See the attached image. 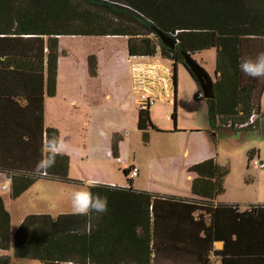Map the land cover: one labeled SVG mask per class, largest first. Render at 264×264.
Wrapping results in <instances>:
<instances>
[{
  "label": "trees",
  "instance_id": "16d2710c",
  "mask_svg": "<svg viewBox=\"0 0 264 264\" xmlns=\"http://www.w3.org/2000/svg\"><path fill=\"white\" fill-rule=\"evenodd\" d=\"M157 30L175 39L173 49L162 44ZM70 35L125 36L130 56L155 55L157 42L152 37L157 38L162 57L172 60L174 90L177 63L196 80L184 55L192 57L196 51L214 48L213 96L205 98L212 139L216 120L233 130L257 126L264 79L244 76L239 63L264 52V0H0V172L10 179L12 198L40 178L81 182L68 176L66 154L58 156L43 174L33 172L45 141L59 138L58 129L44 126V98L56 93L59 37ZM171 117L175 122V104ZM136 125L145 141L150 129L160 131L151 120L149 106L138 109ZM119 139V134H113L114 156ZM255 154V149L247 152L248 162ZM187 171L193 175L192 199L99 184L92 191L107 197L105 214H93L91 219L72 212L27 214L14 234L13 257H30L44 264H157V256L152 255L157 251L150 243L157 203H161L162 216L174 219L173 232L166 237L174 247L183 245L184 232L177 221L192 212L200 218L199 212L206 211L224 192L229 168L208 157L191 164ZM128 172L123 169L126 176ZM128 182L131 184L130 179ZM261 208L264 205L242 212L250 214ZM10 220L0 196V250L10 248ZM136 227L141 232H135ZM136 236L141 241V255H121L127 251L117 248L133 247ZM178 252L176 249L175 254ZM167 254L161 259H170L168 264H183L182 255L170 257L169 250ZM12 262L10 255L0 254V264Z\"/></svg>",
  "mask_w": 264,
  "mask_h": 264
},
{
  "label": "rangeland",
  "instance_id": "374dc122",
  "mask_svg": "<svg viewBox=\"0 0 264 264\" xmlns=\"http://www.w3.org/2000/svg\"><path fill=\"white\" fill-rule=\"evenodd\" d=\"M97 12L105 14L103 10H97ZM152 38L157 42V52L151 59L158 60L172 69V60L162 57L158 39ZM125 39V36L112 35L59 37L61 54L58 66L63 80L62 85L65 87L69 84L70 81L66 82V79H70L73 75L76 88L91 91L93 94L96 92L95 95L99 97L94 102L89 101V105L96 110L88 125L90 140L82 134L81 126L76 130L78 134L69 130L70 119L66 117L64 108L56 109L62 105L60 104L61 95L57 98H46V124L55 127L59 125L57 128L61 132V139L68 144V147L86 150L94 158L100 157L102 165L111 171V176L115 177L114 181L125 179L122 170L125 165L129 167L136 164L140 171L139 177L135 176L134 180L147 178L149 181L151 174L154 178L152 186L155 188L148 186L147 189H157L159 193L186 197L183 193H187V196L191 195L188 187L190 176L185 168L186 163L190 159L210 155L214 156L220 165L229 168L224 181L225 190L219 197L237 200L241 207L246 206L244 202H264V167L254 166L248 162L247 157V152L255 149V156L264 160V89L260 98L262 114L258 117L257 126L233 130L220 125L216 120V134L214 140H211L213 128L207 118L208 103L204 97L200 99L194 97L195 93L202 92V89L184 65L177 63L175 97H173L172 86H169L168 81H163V84L166 83L164 86H167V90L163 96L154 97V103L150 107L153 123L160 131L150 129L148 139L145 141L142 132L131 121L130 112L124 114L115 109V96L107 101L100 96L103 91L102 86H106L112 95L120 92L125 84L122 76L126 72V60H138L128 59ZM192 58L214 78V48L196 51L192 54ZM89 64L92 71L89 70ZM118 75L119 77L115 78ZM109 81L110 84H114L108 88ZM173 99L176 101L175 122L171 117L174 109ZM85 103V101L79 102L82 106L88 105ZM105 106L109 107V114L101 111ZM174 127H177V131H174ZM116 131L121 134L117 142L121 159L119 161L102 156L110 145V136ZM83 137L89 144V151H87L86 143L82 142ZM211 141H215L214 145ZM139 182L135 181V184ZM3 184L5 188H2ZM47 194V190L37 188L34 183L18 197L12 198L9 182L5 175L0 173V196L11 212L10 248L0 250V254L10 255L13 260L10 264H44L30 257L14 258L13 246L15 231L27 214L46 213L52 216L60 214L52 210L51 205L44 207L43 204L51 199ZM46 209L52 212H44Z\"/></svg>",
  "mask_w": 264,
  "mask_h": 264
},
{
  "label": "crops",
  "instance_id": "0c3cea01",
  "mask_svg": "<svg viewBox=\"0 0 264 264\" xmlns=\"http://www.w3.org/2000/svg\"><path fill=\"white\" fill-rule=\"evenodd\" d=\"M151 57L152 56L128 55V59L136 58L138 60H126V72L124 73V76H122L125 84L123 86L124 88L122 87V89H120V92L112 95L111 91L107 90L106 86L101 87L103 89V91L101 92L102 95H100L101 98L107 101L111 100L112 96H115V109H117L119 113L124 112V114H126L127 112H130L129 117L135 124L137 123V112L140 108L139 101L142 99V95L150 96L152 100V104H150L149 106L150 117V107L154 103L153 98L156 96H163V94H165V91L167 90V86H164L166 85V83L163 84V81H168L169 86H172L173 97H175V90L171 78V68L165 66L158 60L151 59ZM58 61L60 62L59 57ZM70 77V79H66V82L70 81V83L66 84L64 87L62 85L63 80L62 76L59 73L58 66L56 93L52 97L44 98V126L54 127L56 129L59 128L58 124L56 125V127L46 124L45 100L46 98H57V96L61 95L62 99H60V104L62 105L56 107V109L64 108L66 117L70 119L69 123L71 125L68 123L69 130L73 133L78 134L76 130H78V127L81 126L80 130H82V134L88 137V140H90V129H88V125L91 122V118L94 117V113L96 110L94 107H91L89 105V101L94 102L95 99L99 96L95 95L96 92L93 94L91 91L76 88V80L74 79V76L71 75ZM117 77H119V75L115 78ZM113 84H110L109 81V85L107 87L109 88ZM173 100L175 104L176 101L175 99ZM83 101H85V104L88 105L82 106L79 104V102L82 103ZM101 111H103L104 113L106 111L109 114V107H102ZM113 134H119V132L116 131L112 133V135ZM112 135L110 136V145L105 149V152L102 156L103 158L119 161L121 160L119 151L117 150L116 156L112 154ZM119 136L121 138V134H119ZM59 139H61L60 131ZM211 140L214 139H212L211 137ZM82 142L86 143L88 149L87 151H89V144L84 137ZM213 142L215 143V141ZM66 155L69 158L68 176L71 179L80 180V183L62 182L52 179L48 180L46 178H40V180H36L34 182L37 188L47 190V196L51 198L48 202L46 201V203L43 204L44 207L51 205L50 208L53 207L52 210H56V212L71 213L72 193L76 190L84 188L85 182L89 179H96L100 182V184L119 187L131 186V188L135 190H143L151 193H157L159 195L171 196L162 192L159 193L157 192L159 191L157 189H147L148 186L155 188L154 186H152V184L154 183L152 174L150 175L151 179L149 181L147 178L134 180L135 176H126L124 173L123 174L125 179H123L122 181H114L113 178L115 177L111 176V171L102 165L103 162L100 157H91L89 153L86 152V150H80L78 148L75 149L68 146L66 149ZM208 157L214 156L206 155V157L204 158L196 157L194 159H190L186 163L185 168L187 169L191 164ZM132 167H136L138 169L136 177H139L140 169L136 164H132L129 167H126L125 165L123 169L129 170ZM188 175L190 176L188 186L190 188L193 175L190 172H188ZM5 177L10 186V179L6 175ZM129 179L131 180V184H129L128 182ZM135 181L140 182L135 184ZM34 183H32V185L30 186H33ZM2 188H5L4 184L2 185ZM183 194L186 196L185 198H193L192 193L189 196H187V193ZM172 196L184 197L181 195ZM3 201L6 207L5 200L3 199ZM160 204V202L157 203V216L154 224L151 223L150 230V243L153 246V250L157 251L156 254L153 251L152 255L157 256V264L171 263L170 259H161L168 257L167 250L172 253L170 254V257L182 255L184 258L182 262L183 264H264V208L258 209L254 213L250 214L242 212L251 206L264 205V202H244L246 206L241 207L239 201L219 197L218 195L206 211L199 212V219L198 215L192 212V216L188 215L183 219V221H177L178 224H182L181 226L184 232V244L177 247H174V245L171 244L172 241H170V239L166 237L167 234H171L173 232L174 219H170V217H164L161 215V208L159 206ZM6 209L9 211L7 207ZM44 212L51 213L52 211L46 209ZM9 213L11 215L10 211ZM122 223L127 224V222L125 221ZM135 232H141V229L139 227H136ZM132 240L133 247H130V244H126L123 248H117L121 251H127L126 253L122 252L123 254L121 255H141L140 251L142 249V246L140 239L136 236ZM176 249L181 253L178 252L177 254H175Z\"/></svg>",
  "mask_w": 264,
  "mask_h": 264
},
{
  "label": "clouds",
  "instance_id": "9594fccd",
  "mask_svg": "<svg viewBox=\"0 0 264 264\" xmlns=\"http://www.w3.org/2000/svg\"><path fill=\"white\" fill-rule=\"evenodd\" d=\"M239 69L244 76L252 79H264V52L259 53L255 59L242 58ZM42 158L33 169L35 174H43L51 169L58 156L66 154L67 145L64 140L53 137L47 139L44 144ZM100 182L96 179H89L85 187L76 190L71 195V209L73 215L84 216L91 219L93 214L102 215L108 211V200L106 196L94 193L92 190L98 187ZM114 187V186H109Z\"/></svg>",
  "mask_w": 264,
  "mask_h": 264
},
{
  "label": "water",
  "instance_id": "95a60500",
  "mask_svg": "<svg viewBox=\"0 0 264 264\" xmlns=\"http://www.w3.org/2000/svg\"><path fill=\"white\" fill-rule=\"evenodd\" d=\"M156 32L162 44L168 49H173L175 47L176 41L174 38L158 30ZM184 61L190 72L195 76L200 88L202 89L204 98H211L213 96V78L189 54L184 55Z\"/></svg>",
  "mask_w": 264,
  "mask_h": 264
},
{
  "label": "built area",
  "instance_id": "2783aa9c",
  "mask_svg": "<svg viewBox=\"0 0 264 264\" xmlns=\"http://www.w3.org/2000/svg\"><path fill=\"white\" fill-rule=\"evenodd\" d=\"M203 93L202 92H198L197 93V98H203ZM150 104H152V100L150 98V96H146V95H142V99L139 101V106L140 108H145L150 106ZM251 164H253L254 166L258 167V168H263L264 167V160L254 156L251 158L250 160ZM138 173V169L136 167H132L129 169L128 175L130 177H134L136 176Z\"/></svg>",
  "mask_w": 264,
  "mask_h": 264
}]
</instances>
